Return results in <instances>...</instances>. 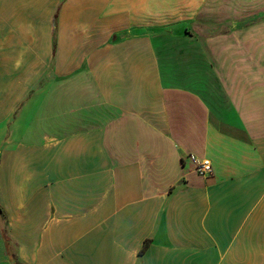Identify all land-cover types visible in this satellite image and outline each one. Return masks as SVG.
I'll return each mask as SVG.
<instances>
[{
	"label": "crops",
	"instance_id": "crops-1",
	"mask_svg": "<svg viewBox=\"0 0 264 264\" xmlns=\"http://www.w3.org/2000/svg\"><path fill=\"white\" fill-rule=\"evenodd\" d=\"M0 207V264H264V0H0Z\"/></svg>",
	"mask_w": 264,
	"mask_h": 264
},
{
	"label": "rangeland",
	"instance_id": "rangeland-1",
	"mask_svg": "<svg viewBox=\"0 0 264 264\" xmlns=\"http://www.w3.org/2000/svg\"><path fill=\"white\" fill-rule=\"evenodd\" d=\"M213 13V11H212ZM243 23H249V22H243ZM214 24H218L220 25V27H222V29H219L221 30L222 32H225L228 27L230 25L233 24V22L230 21V18H224V17H221L219 15H204L202 13V21H194L193 23H191L189 25V29L191 31V33H194L195 31H197L198 33V26L201 25L202 26V30L204 31V27L207 26V25H214ZM206 30V29H205ZM217 32L218 34L219 33H222V32ZM200 32V31H199ZM205 33H199V35L202 37V35H204ZM215 33H207V35H214ZM206 35V34H205Z\"/></svg>",
	"mask_w": 264,
	"mask_h": 264
},
{
	"label": "built area",
	"instance_id": "built-area-1",
	"mask_svg": "<svg viewBox=\"0 0 264 264\" xmlns=\"http://www.w3.org/2000/svg\"><path fill=\"white\" fill-rule=\"evenodd\" d=\"M189 159L193 165L194 171L197 174L204 177L213 175V166L210 160H199L194 155L189 156Z\"/></svg>",
	"mask_w": 264,
	"mask_h": 264
},
{
	"label": "trees",
	"instance_id": "trees-1",
	"mask_svg": "<svg viewBox=\"0 0 264 264\" xmlns=\"http://www.w3.org/2000/svg\"><path fill=\"white\" fill-rule=\"evenodd\" d=\"M0 220L3 222L4 224V227H3V235H4V238L6 239V241L9 243L10 239L8 237V234H7V230H6V226H7V220H6V215H5V212L4 210L0 207ZM150 246V241H147L143 250H142V253H144Z\"/></svg>",
	"mask_w": 264,
	"mask_h": 264
}]
</instances>
